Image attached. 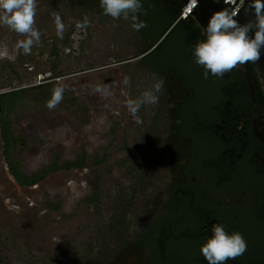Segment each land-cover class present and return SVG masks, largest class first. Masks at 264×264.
I'll return each mask as SVG.
<instances>
[{
  "label": "flooded vegetation",
  "instance_id": "obj_1",
  "mask_svg": "<svg viewBox=\"0 0 264 264\" xmlns=\"http://www.w3.org/2000/svg\"><path fill=\"white\" fill-rule=\"evenodd\" d=\"M141 2L139 20L147 27L136 31L130 21L105 15L100 0H37L56 13L64 9L61 39L77 54L88 52V40L117 45L121 60L91 69L107 70L106 84L115 82L111 73L129 77L132 98L153 74L165 84L159 103L140 109L142 123L134 121L123 155L111 159L115 150L108 144L30 172L19 160L25 140L11 121L30 87H0L2 156L21 187L35 188L60 170H85L89 158L94 167L112 169L89 173L86 191L60 209L55 223L63 232L49 236L50 245L48 237L42 241L43 253L31 234L12 258L0 228V264H208L200 247L215 224L247 242V251L227 264H264V92L255 64L205 78L193 55L206 38L204 19L182 17V0ZM85 17L89 25L78 29ZM49 83L53 76L37 87Z\"/></svg>",
  "mask_w": 264,
  "mask_h": 264
},
{
  "label": "rangeland",
  "instance_id": "obj_2",
  "mask_svg": "<svg viewBox=\"0 0 264 264\" xmlns=\"http://www.w3.org/2000/svg\"><path fill=\"white\" fill-rule=\"evenodd\" d=\"M63 11L58 10L57 13L65 23L67 17H63ZM53 12L49 6L37 5L35 20L41 32V42L33 47L29 55L14 48L16 41L23 37L0 26V41L8 46L7 52L0 54V87H30L11 115L16 133L25 140L19 160L26 172L39 170L57 158L62 162L74 159L81 149H87L89 154L101 151L108 144L115 150L111 159L123 155L134 123L125 107L129 90L123 84L124 78L111 73L115 82L106 84L107 70H91L112 62V59L121 60L117 45L104 41L106 38L88 40V52L77 54L74 44L69 46L68 41L57 36ZM84 68L87 69L85 73ZM49 76H53L54 83L37 87ZM58 84L65 87L63 101L54 110H49L46 102ZM97 85L109 86L111 95L96 93L94 88ZM2 145L0 138V228L8 252L12 258L19 256L25 246L22 239L26 240L32 234L29 238L37 242L34 245L43 253L42 241L48 237L50 245L49 236H61L63 232L55 223L62 213L60 209L68 208L69 203L86 191L83 185L88 183L90 174L108 175L106 173L112 169L105 163L94 167L92 158H89L85 170H60L37 187L25 188L16 183L10 174L2 156ZM52 245L59 246L57 241ZM26 247L30 248L31 243Z\"/></svg>",
  "mask_w": 264,
  "mask_h": 264
},
{
  "label": "clouds",
  "instance_id": "obj_3",
  "mask_svg": "<svg viewBox=\"0 0 264 264\" xmlns=\"http://www.w3.org/2000/svg\"><path fill=\"white\" fill-rule=\"evenodd\" d=\"M100 7L105 15L113 19L130 21L131 27L136 31L147 27L144 21L139 20V14L143 11L141 0H100ZM253 7L255 25H240L235 19L238 13L233 9L229 11L225 8L211 15L203 29L206 38L195 44L193 53L195 63L204 69L205 78L209 73L223 77L239 65L259 61L261 49L264 48V0H254ZM36 14L37 0H0V26L23 37L16 41L14 48L24 55L31 54L33 47L41 42V32L36 27ZM52 17L57 36L62 37L65 24L58 13L53 12ZM88 25L86 17L83 22L76 23L78 29ZM253 27L256 31L254 37H250L248 33ZM7 50V44L0 41V54ZM129 83L130 78L125 76L124 86L127 87ZM164 84V78L153 74L151 82L138 97L126 99L125 107L137 124L142 123L139 116L142 107L159 103V94ZM64 91L65 87L60 84L53 88L51 98L46 102L49 110H54L63 101ZM94 91L103 96L111 95V89L107 85H97ZM124 95L127 96V93ZM246 251L247 242L243 235L239 232L229 234L220 224L213 225L212 235L200 247V253L208 264H227V261L236 260Z\"/></svg>",
  "mask_w": 264,
  "mask_h": 264
},
{
  "label": "water",
  "instance_id": "obj_4",
  "mask_svg": "<svg viewBox=\"0 0 264 264\" xmlns=\"http://www.w3.org/2000/svg\"><path fill=\"white\" fill-rule=\"evenodd\" d=\"M189 0H182L183 4H186ZM198 3L195 4L190 12L191 16L200 17L204 19L205 26L211 17V15L216 12L227 8L229 11L232 10V7L238 2V0L234 1V4L231 5L229 2L224 3L223 0H197ZM254 0H244L243 6L238 10V14L236 15L235 19L238 21L240 25H245L248 23H252L255 25L256 22V15L255 9L253 7ZM195 10V11H194ZM194 11V12H193ZM256 28L253 27L248 35L250 37H254ZM255 67L258 72L259 80L262 85V89L264 92V48L261 49V57L259 61L255 62Z\"/></svg>",
  "mask_w": 264,
  "mask_h": 264
},
{
  "label": "built area",
  "instance_id": "obj_5",
  "mask_svg": "<svg viewBox=\"0 0 264 264\" xmlns=\"http://www.w3.org/2000/svg\"><path fill=\"white\" fill-rule=\"evenodd\" d=\"M234 1L235 0H227V2H229L231 5L234 4ZM223 2L227 3L225 2V0H223ZM197 3V0H189L186 4H184L181 10V16L184 18L190 16V12L194 8L193 6ZM243 4L244 0H238V2L232 7V9L238 12V10L243 6Z\"/></svg>",
  "mask_w": 264,
  "mask_h": 264
},
{
  "label": "trees",
  "instance_id": "obj_6",
  "mask_svg": "<svg viewBox=\"0 0 264 264\" xmlns=\"http://www.w3.org/2000/svg\"><path fill=\"white\" fill-rule=\"evenodd\" d=\"M70 165H76V164H70ZM17 175L21 178L23 184H27V179L25 176H23V175L20 176L19 172H17ZM45 175H46V173H44V175L39 176V178L44 177Z\"/></svg>",
  "mask_w": 264,
  "mask_h": 264
}]
</instances>
